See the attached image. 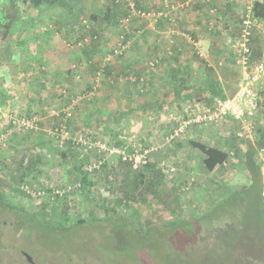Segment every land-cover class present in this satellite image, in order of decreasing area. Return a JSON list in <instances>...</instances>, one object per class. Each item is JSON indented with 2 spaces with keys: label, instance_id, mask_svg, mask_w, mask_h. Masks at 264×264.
Returning <instances> with one entry per match:
<instances>
[{
  "label": "rangeland",
  "instance_id": "374dc122",
  "mask_svg": "<svg viewBox=\"0 0 264 264\" xmlns=\"http://www.w3.org/2000/svg\"><path fill=\"white\" fill-rule=\"evenodd\" d=\"M227 5L225 22L216 20V7L211 6L210 23L216 21L217 26L212 24L210 28H215L217 33L225 30L231 39L230 48L236 51L241 29L247 25L244 21L250 19L252 29L254 14L251 4L248 8V4H244L242 9L228 2ZM79 14L84 15L79 18L77 15L75 25L79 26L83 18L91 19L87 11ZM256 27L251 35V50L253 42H258L257 36L264 34L258 20ZM86 30L91 32L89 28ZM192 52L194 61L184 59L183 67L173 73V79L179 81L178 86L174 85L176 89L194 92L186 101L163 100L157 103L154 113L136 112L120 120L115 118L104 131L90 126L69 130L68 118L66 130L61 133L64 137L61 145L60 133L54 131L61 123V112L56 119L58 124L47 127L50 131L39 130L38 121L36 129L11 131L5 136L0 143V193L4 195L3 202L12 207L0 205V264H31L24 254L34 264H210L202 260L217 252L206 251L211 247L206 244L209 238L208 243H220L226 264L264 263V256L250 243L258 237L250 222L238 228L244 236H233V247L225 245L235 233L231 228H237L238 217H241L230 201L232 207H224L225 210L219 212L214 209L216 212L209 214L213 206L223 203L227 193L244 192L250 186L251 173L244 166L243 157L253 146L264 197V149L258 146L259 133L252 139L238 138L230 118L221 123L190 121L175 134L179 123L190 120L191 116L181 109L190 105L192 99L200 100L204 94L199 87L210 80L219 82L221 77L230 83L231 91L236 88L241 74L236 57L224 66L216 61L213 67L214 60L202 61ZM252 52L253 59L264 57V52L258 49ZM145 66L147 71L142 74L133 73L134 82L126 81L148 91V73L156 72L157 65L150 68L148 58ZM170 71L167 72L172 77ZM185 99V96L180 97V100ZM137 103L144 107L142 98ZM165 109L177 116L166 119ZM8 112L11 111L4 112L5 122ZM255 127L264 129V115L255 119ZM190 141L217 147L227 153V159L222 165L207 170L204 154L191 146ZM63 150L65 157L60 155ZM134 158L140 159L136 167ZM84 176L92 181L91 185L82 182ZM246 201H243L244 208ZM9 210L14 213L19 210V213ZM193 218L205 219L208 230L203 228L201 233L196 230L197 234L194 231L182 235L176 240L178 244H173L174 240L167 241L162 235L161 232L165 234L168 230L162 227L166 223ZM225 221L227 228H224ZM152 228L154 230H150ZM218 229L224 231L221 233ZM156 230L161 233L160 237L155 236Z\"/></svg>",
  "mask_w": 264,
  "mask_h": 264
},
{
  "label": "crops",
  "instance_id": "0c3cea01",
  "mask_svg": "<svg viewBox=\"0 0 264 264\" xmlns=\"http://www.w3.org/2000/svg\"><path fill=\"white\" fill-rule=\"evenodd\" d=\"M142 1L148 6L159 3V0ZM227 2L231 6L235 4L242 9L246 1L210 0L208 3H196L189 11L179 10V25L176 33L164 30L165 23L162 24L164 27L157 25L158 27L151 29H144V26L135 24L129 33V36L133 38L128 50L123 55L112 58L107 64V73L101 74L96 80L94 75L97 70L94 63L100 61L116 40V25H114L116 17L110 16L107 11L112 1L85 0L82 11H87L91 19L83 18L82 23L86 22L89 28L94 29V34H98L100 39L84 47L74 44L73 39L85 35V32L81 28L78 29L79 26L72 22L73 19H77V15L79 18L84 14L76 11L57 13L54 9L41 10L40 6L33 8L25 5L15 24L16 28L13 30L10 41L8 40L13 47L10 59L0 61V128L6 126L4 112L14 111L27 115L37 113L40 122L39 130L50 131L47 127L56 126L58 124L56 119H59L57 115L52 114H56L64 109L63 106L70 104L73 116L67 121L69 130L88 129L90 126L91 129L104 131L113 124L115 118L120 120L130 117V114L136 115V112L154 113L157 111V103H162L169 98H175L180 102L192 98L190 96L194 92L192 90L186 92L183 88L176 89L174 85L178 86L179 82L173 79V73L183 67L184 59L194 61L191 39L203 37L202 49L209 50V58L214 60L213 67L216 66L214 65L216 61L221 66L226 65L237 54V51L230 48L231 39L225 30L220 33H217V30L214 31L216 22L213 29L210 28L212 24L207 25V22L211 20L213 10L211 6L216 7V16H224L226 14H220L218 8L227 13L225 7L228 6ZM258 21L261 22V30L264 32V19ZM138 27L142 29V32L134 35ZM173 33L176 35L170 45ZM257 39L258 42H253V50L258 49L264 52V34H259ZM23 40L25 44H19L23 43ZM169 46L170 52L167 53ZM231 52L235 55H230ZM154 56L159 61L156 62L158 75L148 70L150 74L148 91H143L137 85L126 81L124 77L126 74L139 75L144 70L147 71L146 60ZM236 66H239L241 71L240 65ZM149 67L153 68L150 65ZM167 71L172 73V77ZM218 79L225 95L234 90L235 86L230 91L231 85L226 79L221 77ZM94 85L96 86L91 96L87 95L74 102L71 101L75 96L87 94ZM62 88L67 89V95L61 93ZM206 93L204 92L200 98L203 104L215 97ZM181 96H185L186 99L180 100ZM141 98L144 107H140L137 103ZM161 108L164 109V107Z\"/></svg>",
  "mask_w": 264,
  "mask_h": 264
},
{
  "label": "trees",
  "instance_id": "16d2710c",
  "mask_svg": "<svg viewBox=\"0 0 264 264\" xmlns=\"http://www.w3.org/2000/svg\"><path fill=\"white\" fill-rule=\"evenodd\" d=\"M111 6L109 5L107 11L109 13L110 16H114L115 18V23L114 25L118 24L117 21L118 19L125 13V5H124V0H111ZM52 2H54L52 4ZM251 2V6H252V10H253V14H254V19L253 21L255 22L253 24V28L250 29L249 28V35H248V39H249V46H250V40L252 39L251 35H252V31H254V33L256 32V22L259 19H264V0H252ZM136 5L143 7V8H148V9H154L157 8L158 6H163L161 1H159V3L157 5L151 6L150 5H145L143 3L142 0H135ZM249 1L247 0L245 2V5L248 4ZM85 4V0H0V40L2 41V46L0 47V61L2 60H9L10 56L12 54V45L11 43L8 42V40L10 41V37L13 33V30H15L16 26V22L17 20H19L20 17V11L22 10L23 6H30L33 8H36L40 5V9H44V10H48V8H50V10H55L57 11V13H63V12H81L83 10V5ZM110 4V3H109ZM52 5H56L55 7H52ZM22 6V8H21ZM52 8V9H51ZM217 9H215L216 12ZM218 11L220 14L224 15V16H218L216 17V20H223V22L226 21V16L227 13H225L224 11H222L221 9L218 8ZM119 14V15H118ZM118 15V16H117ZM221 17V18H219ZM73 23L77 22V20L73 19ZM216 22V21H215ZM137 23H139L141 26H144V22L138 21ZM165 23V29L164 30H168V22H166L164 19H160L157 21L156 26H163L162 24ZM210 22H207V25H209ZM210 24H214L215 23H210ZM157 26V27H158ZM84 27V28H82ZM164 27V26H163ZM178 28V26H176ZM83 29V31L85 32V35H82L81 37H78V39H80V41L85 42L83 45L79 46V47H84L86 45L91 44L92 42L98 41L100 39L98 34H94L93 31H95L92 28H89L86 24V22L79 24V28L78 29ZM85 28H89L90 30H85ZM176 34H171V38H170V45L173 43V38ZM116 39H117V33L115 34ZM84 37L88 38V41H85ZM77 40V39H75ZM74 40V42H75ZM6 43V44H4ZM21 45L25 44L24 40L23 43H19ZM76 47V46H75ZM173 47V46H172ZM169 48H171L169 46ZM128 50V49H127ZM126 50V51H127ZM251 50V48H250ZM125 51V52H126ZM253 50L250 51V53ZM124 52V53H125ZM106 55V54H105ZM105 55L100 59V61H98V63H94L96 70L101 69L102 70V74L107 73L106 67L108 62L110 61H106L104 62V57ZM253 57V56H252ZM150 59V58H149ZM153 59H155V56L153 57ZM158 62V61H157ZM104 63V64H103ZM103 65V66H102ZM157 65V63L155 64V66ZM127 75H124V77L127 79ZM130 81V80H129ZM134 82V81H131ZM175 82H179L177 80H175ZM201 91L203 92H209L211 93V96H215L218 98H225L226 95L223 92L220 84L218 81H207L205 82L203 87H199ZM64 92L62 91L61 93L64 95L68 94V91L66 88H63ZM77 96L73 97L76 98ZM73 99L71 101H73ZM70 105V104H69ZM69 105H66L67 107ZM66 106H63V108H65ZM63 111L64 109H61L58 111V115L60 114V112L62 113L63 116ZM264 113V110H263ZM57 115V116H58ZM73 116V114H72ZM72 116L70 118H72ZM69 118V119H70ZM257 129L255 127V133H259V139H258V146L260 149H264V129L259 130L257 132ZM257 136V137H258ZM191 146L198 148L199 150H201V152L204 154V159H203V163L204 166L207 170H212L214 167L218 166V165H222L224 163V161L227 159V153L224 152L223 150L217 148V147H212L209 146L207 144L201 143V142H197V141H190ZM255 148L254 146L247 149L244 153V166L246 165L247 168L249 169L250 173H251V184L250 186L245 189L244 192H232V193H227V195L222 199L221 204L219 205H215L213 206L212 211L209 213H215L216 211L219 212L220 210L224 211L225 209H223L224 207H232L229 205V201L232 203L233 206H235V209L238 210V213H241V217L239 219V224L236 225L237 228L232 227L231 229L235 230V233L231 236V238L229 239V242H226V246H232L233 247V236H244V232L240 231L238 228L243 225H247L249 222L251 223V227L252 230L255 231L258 234V237H256V241L257 244H255L256 241H252L250 242L251 244H253L252 246H254V248L261 253V256H264V197L262 194V188H263V183H262V177H261V173L259 170V167L256 165V157H254L255 155ZM60 155L61 157H65V151H60ZM82 182L85 185H91L92 181L84 176L82 178ZM244 199H246V206L245 208L243 207V201ZM4 201V195L2 193H0V205L3 204L4 207H6L7 205L12 207V205L3 202ZM250 207V208H249ZM14 208V207H13ZM19 210H21L22 212L23 209L17 208ZM214 209L216 211H214ZM19 210H17L15 213L12 212L13 214H17L19 213ZM229 212V211H228ZM230 211L231 215H234V212ZM252 212V214H251ZM204 218V217H203ZM201 219V218H200ZM205 219L199 220L197 218H193L191 220H174L171 221L169 223H166L165 225H163L162 227L168 228V230H165V234L163 232L162 235H164L167 238V241H171L174 240L173 244L175 243H179L177 242L179 237L182 235H188L189 233H193L196 230H200L199 232L201 233L202 229L204 228L205 230H208L209 225L205 224ZM253 222V223H252ZM228 223V222H227ZM226 221H225V227H226ZM232 224L229 226L231 227ZM206 227V228H205ZM228 227V228H229ZM150 230H154L153 228ZM219 232L222 233V231H224L223 229H218ZM159 231L156 230L155 236L156 237H160L161 233H157ZM211 239V238H209ZM206 241L207 247H209V250L206 248L207 252H211L212 253V249L213 251H217L216 254L214 255V253H212V256H208L206 258H203L202 260H204V262H208L210 264H226V257L225 254H223V249L222 251L219 249L220 247V243H208V240ZM177 240V241H176ZM180 240V239H179ZM264 258V257H263ZM201 260V262H202ZM262 261L264 262V259H262ZM229 262V261H228ZM236 264V262H235ZM264 264V263H262Z\"/></svg>",
  "mask_w": 264,
  "mask_h": 264
},
{
  "label": "built area",
  "instance_id": "2783aa9c",
  "mask_svg": "<svg viewBox=\"0 0 264 264\" xmlns=\"http://www.w3.org/2000/svg\"><path fill=\"white\" fill-rule=\"evenodd\" d=\"M248 1L247 8L252 0ZM199 2L208 3L210 0H182L181 2L161 0L163 6H158L154 9L140 7L136 5L135 0H124L125 13L118 19V24H116L117 39L115 40L113 47H111L106 53L103 59L104 62L123 55L130 47L132 39L129 38V33L135 24L140 25L137 23L138 21L144 22V29H151L156 26L158 20L164 19L168 22V31L176 33V24L178 23L176 12L185 7L190 8L192 5ZM244 22L247 25L241 29L242 33L240 34V38H238L241 41H239L238 47H236L238 54L234 56V58L236 57V63L240 65L242 72L236 88L231 94L226 95L225 98L214 97L206 104H202L201 100H193L190 105H186L184 107L185 109L183 108V111L191 114L190 120H182L175 130V134L181 132L190 121L195 123L203 121L221 123L222 121L231 118L230 121L234 123L235 136L240 139H252L255 134V119L264 115V57L253 59L250 53L248 39L249 28L251 27V24L249 23L251 20L247 19ZM141 32L142 29L138 27L135 29L134 35ZM84 38L85 41H88L87 37ZM203 42L204 39L201 36L191 39V44L197 57L207 60V58L210 57V53L209 50L202 49ZM84 43L85 42L80 41V39H77L74 42L76 46H81ZM166 52H170L169 47ZM156 62V59H151L149 65L154 66ZM101 74L102 70H97L94 75L95 80ZM127 79L134 81L136 80V77L133 73H129ZM95 86L96 85H94L93 89L87 94L84 93L78 95L72 102L78 98L87 97V95L91 96L94 93ZM62 91L64 92L63 88ZM163 113H165L166 119L174 118V115L177 116L176 113L174 114V112L170 110L164 111ZM72 114V107H65L61 123L54 127V131L60 133L61 136L59 145L64 141V137L61 133L66 130L65 122L72 116ZM55 115H58V112H56ZM6 116V126L2 128L3 131H0V143L11 131L26 132L36 129L39 121V117L36 114L27 115L11 111L8 112ZM170 136L172 137V135ZM139 162V158H134V167H136Z\"/></svg>",
  "mask_w": 264,
  "mask_h": 264
},
{
  "label": "flooded vegetation",
  "instance_id": "af4514ba",
  "mask_svg": "<svg viewBox=\"0 0 264 264\" xmlns=\"http://www.w3.org/2000/svg\"><path fill=\"white\" fill-rule=\"evenodd\" d=\"M24 255H25V254H24ZM25 257H26V255H25ZM28 262L31 263V264H34V262H33L32 260H30V261L28 260Z\"/></svg>",
  "mask_w": 264,
  "mask_h": 264
},
{
  "label": "water",
  "instance_id": "95a60500",
  "mask_svg": "<svg viewBox=\"0 0 264 264\" xmlns=\"http://www.w3.org/2000/svg\"><path fill=\"white\" fill-rule=\"evenodd\" d=\"M26 255V254H25ZM26 257H27V259L30 261L31 259H30V257H28V255H26Z\"/></svg>",
  "mask_w": 264,
  "mask_h": 264
}]
</instances>
